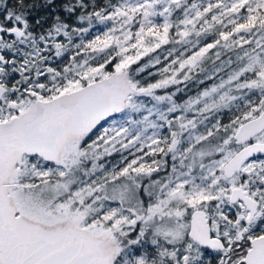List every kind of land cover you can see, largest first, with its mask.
<instances>
[{"label":"snow or ice","instance_id":"obj_1","mask_svg":"<svg viewBox=\"0 0 264 264\" xmlns=\"http://www.w3.org/2000/svg\"><path fill=\"white\" fill-rule=\"evenodd\" d=\"M0 264H264V0H0Z\"/></svg>","mask_w":264,"mask_h":264},{"label":"rangeland","instance_id":"obj_2","mask_svg":"<svg viewBox=\"0 0 264 264\" xmlns=\"http://www.w3.org/2000/svg\"><path fill=\"white\" fill-rule=\"evenodd\" d=\"M96 26H98V28H99V30H98V32H100V30L101 29H103V30H106V25H101V24H96ZM94 32V30H93V28H91L90 29V31H89V33L88 34H91V33H93ZM95 33L97 34V31H95ZM87 37V36H86ZM88 38V37H87ZM77 42H78V39H77ZM110 69H111V71L113 70L111 67H110ZM154 71V70H153ZM146 75V74H145ZM150 80H153V79H155V78H149ZM207 83H209V82H206V84ZM202 87V86H201ZM196 91H197V85H195V84H189V86H188V89H187V95H195V93H196ZM158 94H163V92L161 91V90H158ZM181 96L183 97V98H186V96L184 95V94H181ZM228 116V113H225L224 114V116H223V122L224 123H227L226 121V117ZM119 160V155L117 154V157L115 158V161H118ZM107 162H108V164H110V162L108 161V160H106Z\"/></svg>","mask_w":264,"mask_h":264},{"label":"trees","instance_id":"obj_3","mask_svg":"<svg viewBox=\"0 0 264 264\" xmlns=\"http://www.w3.org/2000/svg\"><path fill=\"white\" fill-rule=\"evenodd\" d=\"M58 2H60V0H58ZM86 26V25H85ZM93 28V30H94V32L93 33H91V34H87V37H86V39H91V38H93L95 35H97V34H100V33H102L104 30L103 29H101L100 30V32H98V30H99V28H98V26H96V24H94V26L92 27ZM95 31H97V34L95 33ZM58 39H60V38H58ZM60 64H61V61H56V66H60ZM107 70L108 71H111V69H110V67H108L107 68ZM230 113H228V116L226 117V122H228V119H229V117H230ZM119 155V154H118ZM117 157V154H114L112 157H107V158H105V160H108L110 163H114V162H117V161H115V158Z\"/></svg>","mask_w":264,"mask_h":264}]
</instances>
